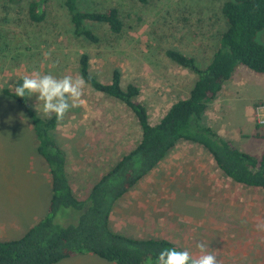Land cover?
<instances>
[{
  "label": "rangeland",
  "instance_id": "374dc122",
  "mask_svg": "<svg viewBox=\"0 0 264 264\" xmlns=\"http://www.w3.org/2000/svg\"><path fill=\"white\" fill-rule=\"evenodd\" d=\"M32 1L15 5L0 0V205L20 212L24 197L33 202L35 191L45 211L51 198V177H47L48 166L41 156L33 160V137L21 121L17 103L3 90L27 74L79 78L80 58L88 54L91 73L99 81L110 83L118 69L124 88L137 84L141 89L138 101L148 109L150 122L158 124L174 103L189 96L197 80L166 52L178 50L206 68L226 29L223 6L228 0H79L81 10L115 7L120 12L124 23L120 34L106 25L88 24L99 35L98 44L75 35L66 0L42 1L45 20L41 23L29 17ZM257 41L264 44V30ZM82 98L86 104L72 107L56 132L74 190L79 182H97L141 139L137 119L123 103L87 84ZM30 102L36 111L37 97L32 96ZM262 105L264 74L239 66L210 105L203 123L240 151L261 157L264 127L257 121L256 110ZM39 115L48 117L42 105ZM191 147L200 148L182 142L164 161L168 162L176 150ZM201 151L205 164L194 171L199 176L195 182H168L164 186V191L170 192L167 208L151 203L146 216L133 214L134 219L127 223L116 217L112 229L140 239H169L192 255L200 254L197 244L203 242L221 264H264V190L228 182L206 157L205 149ZM188 168L184 171L187 175L191 174ZM142 182L139 185L145 186ZM76 221L77 213L70 209H63L55 219L61 226ZM58 264L112 263L87 254Z\"/></svg>",
  "mask_w": 264,
  "mask_h": 264
},
{
  "label": "trees",
  "instance_id": "16d2710c",
  "mask_svg": "<svg viewBox=\"0 0 264 264\" xmlns=\"http://www.w3.org/2000/svg\"><path fill=\"white\" fill-rule=\"evenodd\" d=\"M23 0H9L20 4ZM42 1L33 0L29 17L35 23L45 20ZM145 3L146 0H140ZM74 33L92 44L100 43L99 35L89 23L106 25L120 34L124 23L117 8L104 11L81 10L79 0H66ZM226 29L211 63L204 69L197 60L170 49L167 57L197 76L189 96L174 103L158 124L150 122L146 106L138 101L140 87L131 83L123 87L120 70L113 71L110 83L95 78L90 70V57L83 54L79 62L80 76L96 92L123 103L135 116L141 129L139 143L125 154L93 186L86 199H79L67 172L65 154L57 142L60 122L55 114L40 116L30 98H20L17 80L3 94L22 105L31 120L37 140V151L46 162L51 177V198L46 216L21 238L0 241V264H58L65 259L94 255L112 264H156L164 248L182 247L165 238L137 239L115 232L111 215L116 203L148 177L182 142L196 144L213 157L222 174L235 184L264 190V153L255 157L240 151L203 120L210 105L221 95L239 66L264 74V44L257 36L264 30V0H228L223 6ZM63 209L77 213V221L68 226L55 222Z\"/></svg>",
  "mask_w": 264,
  "mask_h": 264
},
{
  "label": "crops",
  "instance_id": "0c3cea01",
  "mask_svg": "<svg viewBox=\"0 0 264 264\" xmlns=\"http://www.w3.org/2000/svg\"><path fill=\"white\" fill-rule=\"evenodd\" d=\"M13 101L17 103L19 116H21V121L26 123L28 134L32 135L33 137L34 148L31 156L33 160H35L36 155H39V153L37 151V140L35 138L33 124L29 119L25 108L15 100ZM203 149L204 148L202 147H191V149L184 148L183 150L180 148L173 152L167 159L168 162H161V164L147 177L148 179L146 180V182H142L145 183V186L138 185L116 203L111 215V222L115 221L117 219L116 217H119V222L122 220L123 223H127L130 220L134 219L133 214L136 213L137 218L138 216L140 217L141 214H143V216H146L145 212L149 210L151 203L156 204L157 207L161 206L160 208H162L163 210L167 208L168 206L165 205H169L170 201L168 198H170V192L164 191V186H168V182H195V180L198 179L199 176H195L196 174L194 173V171H198V169L201 168L202 164H205L203 163L202 159L203 152L201 150ZM205 153L209 155L206 157H209L213 161V163H215L211 154L206 150ZM168 165L170 166V168H168ZM187 168L191 174L187 175L184 172L185 170H187ZM48 176L50 177L49 169H47V177ZM159 176H161V178H159ZM155 177H157L158 179L154 180ZM227 181L233 182L229 178H227ZM96 183L97 182H79V188H77L76 190L73 189L75 195L78 198L84 195H88ZM49 184L51 185V182H49ZM237 185L243 186L239 184ZM29 193H31V191L27 192L26 195ZM166 195L168 196V198ZM124 202L127 204V206L124 205ZM41 203V199L36 198L35 191L33 202H31L30 200H26L24 197V206L21 209L23 210L21 212L16 211L15 207L5 208L4 206L0 205V241H11L19 239L23 237L31 229L32 226L42 220L48 212L50 203L46 205L47 208L45 209V211L41 209ZM115 214L117 216H115ZM140 227L141 226L139 225V230ZM146 239L151 238L147 237ZM79 257L85 258L86 255L78 256V258Z\"/></svg>",
  "mask_w": 264,
  "mask_h": 264
},
{
  "label": "clouds",
  "instance_id": "9594fccd",
  "mask_svg": "<svg viewBox=\"0 0 264 264\" xmlns=\"http://www.w3.org/2000/svg\"><path fill=\"white\" fill-rule=\"evenodd\" d=\"M86 81L82 78L64 76L56 78L51 74H27L21 85L15 88V94L20 98L36 96L38 103L35 109L40 114L51 117L54 113L58 122L62 121L72 107L84 106L82 98ZM258 227H260L258 225ZM199 255H192L188 250L179 251L176 248H164L160 251L156 264H221L217 256L207 251V246L197 244Z\"/></svg>",
  "mask_w": 264,
  "mask_h": 264
},
{
  "label": "built area",
  "instance_id": "2783aa9c",
  "mask_svg": "<svg viewBox=\"0 0 264 264\" xmlns=\"http://www.w3.org/2000/svg\"><path fill=\"white\" fill-rule=\"evenodd\" d=\"M256 117L258 123L264 127V105L260 106L256 110Z\"/></svg>",
  "mask_w": 264,
  "mask_h": 264
}]
</instances>
